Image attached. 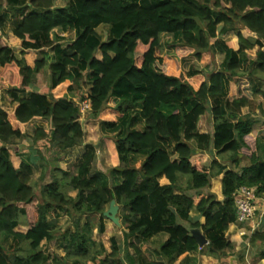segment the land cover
Listing matches in <instances>:
<instances>
[{
	"label": "trees",
	"instance_id": "1",
	"mask_svg": "<svg viewBox=\"0 0 264 264\" xmlns=\"http://www.w3.org/2000/svg\"><path fill=\"white\" fill-rule=\"evenodd\" d=\"M2 1L0 12L8 8L13 34L40 55L23 66L2 34L0 87L8 88L15 107L12 112L0 107V264H124L115 240L108 251L94 238L95 227L106 231L104 213L113 199L125 234L133 238L126 253L131 264H197L191 253L200 246L180 221L203 231L209 240L204 252L230 248L225 231L237 220L236 191L256 187L257 195H264V135L251 134L255 96L259 109L264 103V0ZM102 25L110 26L107 39L98 31ZM57 28L75 34L65 47H53ZM244 29L255 37L244 36ZM229 33L238 38L237 50L219 38ZM256 46L252 58L247 52ZM218 52L225 54L222 69L206 80ZM47 69L50 83L21 97ZM87 79L92 85L85 100L112 137L119 165L98 169L96 148L86 145L76 173L56 167L57 175L38 196L30 185L37 159H22L9 142L25 136L33 120L46 119L49 129L35 130V145L46 141L56 150L83 145L80 110L70 94ZM208 106L213 134L202 132ZM210 146L222 161L214 159L209 167ZM245 155L248 165L242 164ZM162 174L169 184L160 183ZM219 176L223 200L188 193L209 187ZM63 215L71 218L72 234L57 228ZM22 223L25 232L16 230ZM161 233L168 238L158 248H143ZM70 235L74 243L65 255L51 251ZM250 242L264 245V224Z\"/></svg>",
	"mask_w": 264,
	"mask_h": 264
},
{
	"label": "rangeland",
	"instance_id": "2",
	"mask_svg": "<svg viewBox=\"0 0 264 264\" xmlns=\"http://www.w3.org/2000/svg\"><path fill=\"white\" fill-rule=\"evenodd\" d=\"M141 1H142V3L150 5V4H153V3L158 2L160 0H141ZM99 32L101 33L100 35L102 36V39H107V36L109 33V30L107 27H105V26L100 27ZM3 34H4V38H5L4 41H6L7 43H10V40L8 38V34H6V32H3ZM244 34L246 36H249V37L255 36L254 33L250 34L247 31H244ZM74 36H75L74 32L67 33V39L68 40H71L72 38H74ZM2 37L3 36L0 34V44L2 43L1 42ZM219 38L224 40L225 43L229 47L234 48V45H236V43H238V38L234 33H229V34L223 35ZM238 47H239V45H238ZM257 48H259V47L256 46L254 49L249 50L247 52L248 55L252 58H255ZM15 52H17L16 54H17V56H19V51L15 50ZM39 55L40 54L38 52H34V53L30 54L29 60H32L33 57H36ZM224 57H225V54L222 52H218V53L213 55L211 65L208 66L206 71L204 70L205 73H204L203 77L206 80L209 79V76L213 72L220 71L222 69ZM247 67L248 66H245L242 69L245 71V70H247ZM263 77H264V75H263ZM256 78L258 79V76L253 75V79H256ZM200 79H201L200 77H197L196 81H199ZM257 79L255 80L256 82H258ZM50 81H51V76H50V73L47 69L45 71V74L42 76V80H38L36 78L34 79V85H35V87L39 88L38 86H41L42 83L45 86L46 84H49ZM226 82H227V86H228V80H226ZM91 85H92V82L87 79L84 85L77 86L74 93L70 94V98L75 100L78 104V107L80 110V121H81V123L84 127V130H85L84 145H81L80 148H77L78 150H74L72 152H66V151L52 149L49 147V145L46 141L41 143L39 146L35 145L33 140H32L33 139L32 135H33L34 130H35L34 127H36V128L37 127H44L46 129H49L50 125H49L48 120H41V121H38L36 124L27 126L28 127V128L26 127V134L27 135L25 136V138L14 140L12 145H10L11 150H13L12 149L13 147L17 146L19 151H20V155H22V158L25 160H30L31 155H34V157L37 158V161L35 163L36 165L32 166L33 167V176H32L30 185L32 187H34L36 194L38 196L41 195V190H42L43 184H45L49 179H51L57 175V171L55 169L56 167H61L64 170L70 171L71 173H76L77 165L80 163V161L82 159V156L84 154V150L86 149V147H84V146H86V144L90 148L91 147L96 148V152H97L96 166L98 169H104V170L109 171L111 168L119 165V159L117 157V151H116V147H115V144H114L112 137H108L110 135L105 134L103 132V130L101 129V126H100V122L98 121L97 118L93 117V114H92L93 111H92L91 107L88 106V108H86L84 105L85 103H88V105H91L88 100H85V96L89 92ZM232 89H234L233 86L231 88V91H233ZM258 102H259V97L256 95L255 99L253 101L252 115L257 119V124H258L257 126L264 128V127H262V126H264V111H263L264 110V103L262 104L263 109L261 107L259 109V112H258L257 106H255V105H258ZM208 108H209V111L202 117V119H203L202 132H209L210 134H213V132H214V119H213V116H212L211 111H210V109H211L210 106H208ZM244 112L247 113L248 109H245ZM257 126L255 128H257ZM262 131H264V130H262ZM255 132H256V129H254L253 133H255ZM13 144H15V145H13ZM35 147H36V150H38L37 153H35L32 150ZM21 152H24V153H21ZM206 154L208 156L207 166H209L212 163V160L216 157L215 151H214L212 146H210L208 148ZM249 161L250 160L248 159V156L245 155L243 165L244 164L248 165ZM226 162L229 163L231 165V167L234 166L231 162H229V161H226ZM43 173L45 175L42 177ZM182 184L184 185V187L187 185L186 179H184ZM210 189H213L216 192L219 191L217 186H216V182H213V181H212ZM195 191L192 190L191 192H195ZM76 193H77V191H70V194L73 196H75ZM192 194H194V193H192ZM259 213L261 214L262 212L259 211ZM257 215H259V214L257 213ZM105 222L107 223V225H109V231L106 230L102 234L101 233H94V238L98 241L103 242V244L105 245V247L108 251L111 250V245L113 243V240H115V242L118 243L120 248L123 250V252H122L123 258H126L125 255L128 251L129 243L131 241H133V238L130 236H127L125 234V230L123 229V226H121V227L117 226L108 218L105 220ZM111 222L113 224H110ZM82 223H85V218L82 219ZM23 227L21 226L19 228L22 230H26V228H28L27 225H24ZM57 228L62 233H64L66 230H70L71 234H72L75 230V227H73L71 225V218L68 215H63L61 217V219L59 220ZM96 229H97V227H96ZM11 243H12L11 240H8L5 243V245L7 247H9L11 245ZM157 243H158V240L154 241L151 238L150 240L143 243V248L144 249L145 248L146 249L152 248V244H157ZM51 247H52L51 251L59 254V253H61L63 244L60 247L59 242L56 241L55 243H53L51 245ZM46 251L48 252L49 250H46ZM231 253H232V251L229 250L224 257L228 258ZM236 256H240V254L238 253ZM243 261L244 262L247 261L245 259V257L243 258ZM85 264H93V263L85 261Z\"/></svg>",
	"mask_w": 264,
	"mask_h": 264
},
{
	"label": "crops",
	"instance_id": "3",
	"mask_svg": "<svg viewBox=\"0 0 264 264\" xmlns=\"http://www.w3.org/2000/svg\"><path fill=\"white\" fill-rule=\"evenodd\" d=\"M2 2L3 1L0 0V3H2ZM29 5H30V3H29ZM8 13H9L8 8L3 9L0 12V34L2 35L3 32H6V34H8V38L10 40L9 45L14 50L15 56L19 59L21 64L24 66L27 61L28 62L33 61L34 57L32 60H29L30 59L29 57H30V54H32V52H34V51L26 50L23 47L22 40L13 34L12 25H13L14 20H13L12 16L10 15V13L9 14ZM103 26L107 27L108 30L110 29L109 25H102L100 27H103ZM99 28H98V31H99ZM244 31H247V30H242L243 34H244ZM67 33H70V32H67V31L65 32V31H62L58 28L55 29L52 33V37L54 38L53 47H60V46L65 47L67 45V43H69L71 41V40L67 39ZM250 34H252V33H250ZM244 36H246V35L244 34ZM246 37H249V36H246ZM252 37H255V36H252ZM238 45H239V43H236V45H234V49L237 50L239 48ZM258 49L259 48H257L256 50H258ZM15 50L19 51V56H17V54H16L17 52H15ZM263 50H264V47H263ZM23 51H27L28 55L27 54L24 55ZM48 71L50 73V70H48ZM44 74H45V72H44ZM50 76H51V74H50ZM35 78L36 77H34V79ZM34 79H33L32 87L28 88L26 92L21 93L20 94L21 97H29L33 91L39 90L40 88H42L44 86L42 83L43 86L42 85L38 86L39 88L35 87ZM46 85H48V84H46ZM255 106H257V111L259 112L258 105H255ZM0 107L5 109L7 112H12L14 107H15V103L12 101V98L9 94L8 88L0 87ZM41 120H46V119H35L32 122H30L28 124V126L36 124L38 121H41ZM257 125L258 124L256 122V124L254 126V129H256V132L253 133V131H254V129H253V131L251 133L252 136H256V137L257 136H263L264 131H262V130H264V128L258 127ZM256 126H257V128H255ZM262 127H264V126H262ZM34 128L36 130L37 128H40V127H37V128L34 127ZM35 130H34V132H35ZM206 133H209V132H206ZM26 135L27 134H25V136ZM33 135H34V133H33ZM25 136H23L22 138H12L9 142V147H11L10 145H12L14 140L23 139V138H25ZM13 145H15V144H13ZM80 147H81V145L75 146V147L70 148V149L61 150V151L72 152L74 150H78L77 148H80ZM84 147H86V146H84ZM12 149L20 154V151H19L17 146L13 147ZM32 150L35 153H37L36 147L33 148ZM85 150H84V152H85ZM21 153H24V152H21ZM21 157H22V155H21ZM33 157H34V155L30 156V158H33ZM117 157H118V155H117ZM219 158L220 157L216 156L214 159H218V160L222 161V159L221 158L219 159ZM214 159L212 160V162L214 161ZM26 161H29V160H26ZM243 161H242V164H243ZM35 163L36 162H34V163L32 162L31 165L35 166L36 165ZM224 164L231 167V165L227 162H224ZM209 166H211V164ZM159 181L162 185L169 184V180L166 178V176L164 174L160 175ZM212 181L216 182V186L219 190L218 192L214 191L213 189H210L211 185L209 187L203 188L199 191H195V190H193V191L201 192L203 194H209V193L216 194L219 200H223L224 195L222 192V177L219 176L217 178H213ZM211 184H212V182H211ZM253 188H256V187H253ZM191 191L192 190L188 191V193H195V192H191ZM258 198L259 199L257 201V209H256V212H255L253 219L251 221H248V222H240V221L236 220V222L230 224L228 229L225 231L226 236L228 237L229 241H231V244H232L231 247L226 249V251L217 253L216 255H210L207 252H204V249L206 251V246L209 243L207 245H204V246L199 245L200 248L197 251L191 253V255L197 257V259H198L197 264H264V258L260 257L261 253L264 251V245L259 243V242H257V243H251L250 242V237H251L252 233L258 229H261L263 224H264V195H262V196L258 195ZM259 211H261L262 213L260 214ZM257 213L259 215H257ZM192 216L193 217H199V219L202 223L205 221V218L203 216L200 217L198 215V213L196 212V210H192ZM180 223L183 224L184 226H186L192 234V229H194V227H191L190 223L188 221H180ZM110 224H113V223L111 222ZM21 226L23 227L24 225H22V224L18 225L16 227V230L25 232L27 230V228H26V230H22L19 228ZM95 229H96V227L94 228V233H99L98 227L96 230ZM106 230L109 231V225H107V223H106ZM202 233H203V231H202ZM167 238H168V235L165 233H161V234H158V235L152 237V240H154V241L158 240L157 244H152V248L153 249L158 248ZM11 242H12V240H11ZM57 242H59L60 247L63 244L61 253H59L60 255L63 256V255H65V249L74 243V239H73L72 235H70V236H68V238L66 240L63 238H60L57 240ZM145 250H146V248H145ZM227 250L232 251V253L230 254V256L228 258L224 257L228 252ZM122 252H123V250H122ZM131 253H133V252H131ZM238 253L240 254V256H236ZM125 257H126V255H125ZM244 257L247 260L245 262L243 261ZM131 260H132V256H129L128 258L127 257L124 258V264H131L130 263ZM175 264H177V263H175Z\"/></svg>",
	"mask_w": 264,
	"mask_h": 264
},
{
	"label": "built area",
	"instance_id": "4",
	"mask_svg": "<svg viewBox=\"0 0 264 264\" xmlns=\"http://www.w3.org/2000/svg\"><path fill=\"white\" fill-rule=\"evenodd\" d=\"M84 105L86 108L91 107L88 103ZM235 196L237 220L240 222L251 221L255 215L259 199L256 188L243 186L236 191Z\"/></svg>",
	"mask_w": 264,
	"mask_h": 264
},
{
	"label": "water",
	"instance_id": "5",
	"mask_svg": "<svg viewBox=\"0 0 264 264\" xmlns=\"http://www.w3.org/2000/svg\"><path fill=\"white\" fill-rule=\"evenodd\" d=\"M119 210H120L119 204L115 199H113L110 202L109 208L105 211L104 215L108 219H110L114 224L121 227L122 223L119 216ZM192 235L196 238L200 246H204L209 243V240L206 238V236L202 233L201 229L199 228L192 229Z\"/></svg>",
	"mask_w": 264,
	"mask_h": 264
}]
</instances>
